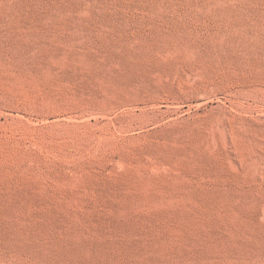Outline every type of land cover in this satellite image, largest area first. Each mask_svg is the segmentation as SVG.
Instances as JSON below:
<instances>
[{
  "label": "rangeland",
  "instance_id": "374dc122",
  "mask_svg": "<svg viewBox=\"0 0 264 264\" xmlns=\"http://www.w3.org/2000/svg\"><path fill=\"white\" fill-rule=\"evenodd\" d=\"M0 264H264V0H0Z\"/></svg>",
  "mask_w": 264,
  "mask_h": 264
}]
</instances>
